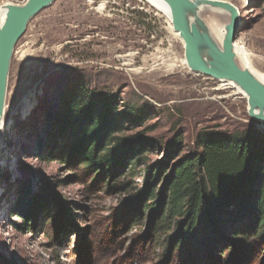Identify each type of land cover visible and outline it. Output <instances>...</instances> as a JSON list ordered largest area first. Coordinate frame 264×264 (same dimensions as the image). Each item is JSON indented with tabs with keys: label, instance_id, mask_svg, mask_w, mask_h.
<instances>
[{
	"label": "rangeland",
	"instance_id": "obj_1",
	"mask_svg": "<svg viewBox=\"0 0 264 264\" xmlns=\"http://www.w3.org/2000/svg\"><path fill=\"white\" fill-rule=\"evenodd\" d=\"M6 1L26 0L0 4ZM228 1L242 8L236 44L251 53L249 65L264 73V0ZM200 17L207 24L213 17L221 27L231 19L213 6H205ZM185 58L184 42L168 15L147 0H56L30 21L12 59L1 135L2 264H180L163 239L156 243L147 237L157 205L144 209L142 221L133 224L142 206L133 207L130 198L140 196L149 182L162 191L177 162L198 150L201 134L264 131L242 92L177 62ZM176 62L179 66L172 67ZM237 62L244 67L240 56ZM64 90L118 102L113 117L126 129L107 140L105 151L117 136L140 133L148 153L138 155L136 166L103 171L88 167L79 155L67 158L55 145L48 148L45 135L39 148L36 132L53 121ZM125 110L142 116L143 126L123 116ZM179 137L174 158L156 144L159 138ZM130 168L134 174L127 173ZM21 198L33 199L28 220L12 211ZM262 258L256 249L240 264H261Z\"/></svg>",
	"mask_w": 264,
	"mask_h": 264
},
{
	"label": "trees",
	"instance_id": "obj_2",
	"mask_svg": "<svg viewBox=\"0 0 264 264\" xmlns=\"http://www.w3.org/2000/svg\"><path fill=\"white\" fill-rule=\"evenodd\" d=\"M59 103L60 110L48 128L36 132L39 148L45 135L48 148L55 145L67 158L79 155L88 167L103 171L107 167L113 171L117 164L124 169L125 164L136 166L138 155L148 153L140 133L117 136L113 147L104 150L107 140L126 129L124 122L113 117L118 111L116 100L95 92L82 95L64 90ZM122 113L138 127L143 126L142 116L128 110ZM19 135L33 137L23 130ZM181 139L167 142L159 138L156 144L174 158ZM197 143L198 150L181 158L170 171L162 191L157 192L156 185L149 182L140 196L130 198L133 207L142 206L132 223H140L143 210L157 205L147 237L156 243L163 239L180 264H240L247 252L256 249H261L264 264V131L206 132ZM148 172L154 177L152 165ZM127 173L134 174V168ZM122 187L127 189L130 184ZM155 194L159 198L146 202ZM32 203L33 199L21 198L12 211L28 220ZM239 251L243 254L234 257Z\"/></svg>",
	"mask_w": 264,
	"mask_h": 264
},
{
	"label": "water",
	"instance_id": "obj_3",
	"mask_svg": "<svg viewBox=\"0 0 264 264\" xmlns=\"http://www.w3.org/2000/svg\"><path fill=\"white\" fill-rule=\"evenodd\" d=\"M56 0H26L24 3L7 2L0 14V129L6 121L9 77L16 45L25 34L30 21ZM170 9L174 31L185 45L186 61L191 71L220 81H232L248 99V112L264 130V83L248 68L237 62L236 39L241 13L228 0H163ZM213 6L230 13L222 46L214 40L208 24L199 11ZM1 149L3 150L0 139Z\"/></svg>",
	"mask_w": 264,
	"mask_h": 264
},
{
	"label": "bare ground",
	"instance_id": "obj_4",
	"mask_svg": "<svg viewBox=\"0 0 264 264\" xmlns=\"http://www.w3.org/2000/svg\"><path fill=\"white\" fill-rule=\"evenodd\" d=\"M148 2H150L154 7H156L157 9L161 10V11H164L168 17H169V20L172 24V20H171V12H170V9H169V6L163 1V0H147ZM245 1V0H244ZM9 2V1H6V2H3L2 4H0V14L3 15L4 12H5V4ZM245 7V6H244ZM104 6L101 5L100 6V9H103ZM246 8V7H245ZM204 9L201 8L200 11H199V15H200V12ZM239 9V8H238ZM242 9V8H241ZM241 9H239L240 13H242ZM208 26H209V29H210V33L212 35V37L214 38V40L216 42H218V40L222 43V40L224 38V35H225V32H226V29H225V26L224 27H221L220 24H218V22L216 21L215 18L211 17L209 18L208 20ZM173 27V25H172ZM174 30V29H173ZM176 32V31H175ZM176 35L178 37H180L179 33L176 32ZM219 43V42H218ZM236 52H237V55L241 57L242 61H243V65L245 68H248L262 83H264V73L252 68L249 64H250V56H251V53L246 49L245 46H239L236 44ZM176 61V60H175ZM177 62H180V65H187V61L186 59L184 60H181V61H177ZM174 63L172 64L171 66H179V64ZM223 85H228L229 87H232V88H235L239 93V92H242L241 88L234 82L232 81H223ZM226 87V86H225ZM5 123V122H4ZM4 123L3 125L1 126V129H0V139H1V135H2V131L4 130L5 126H4ZM1 143V142H0ZM0 149H1V144H0Z\"/></svg>",
	"mask_w": 264,
	"mask_h": 264
}]
</instances>
